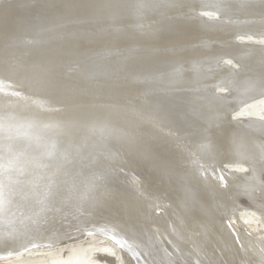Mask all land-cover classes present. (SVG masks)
Segmentation results:
<instances>
[{"label": "bare ground", "instance_id": "bare-ground-1", "mask_svg": "<svg viewBox=\"0 0 264 264\" xmlns=\"http://www.w3.org/2000/svg\"><path fill=\"white\" fill-rule=\"evenodd\" d=\"M0 185V264H264V0H0Z\"/></svg>", "mask_w": 264, "mask_h": 264}, {"label": "rangeland", "instance_id": "rangeland-1", "mask_svg": "<svg viewBox=\"0 0 264 264\" xmlns=\"http://www.w3.org/2000/svg\"><path fill=\"white\" fill-rule=\"evenodd\" d=\"M207 14H208V15H207ZM207 14L205 15V13H202V15H205V16H210V15H211V13H209V12H207ZM240 40H241V39H240ZM240 40H239V41H240ZM240 42H243V39H242V41H240ZM249 42H257V41H253L252 39H250ZM228 63H230V62H228ZM230 64H232V63H230ZM246 108H247V106H246ZM255 108H256V106L253 105V106L251 107V109H250L254 114H256V112H255L256 109H255ZM240 114H241V112H239V111H234V112L232 113V115H233L232 117H233V118H238V117H240ZM245 210H247V213L250 214L251 216L254 214V212H253L252 210H250V209H245ZM239 212H240V211H238V214H239ZM252 212H253V213H252ZM257 217H258V216H257Z\"/></svg>", "mask_w": 264, "mask_h": 264}, {"label": "snow or ice", "instance_id": "snow-or-ice-1", "mask_svg": "<svg viewBox=\"0 0 264 264\" xmlns=\"http://www.w3.org/2000/svg\"><path fill=\"white\" fill-rule=\"evenodd\" d=\"M2 189H3V186L0 185V195H2ZM118 243H119V241H118Z\"/></svg>", "mask_w": 264, "mask_h": 264}]
</instances>
